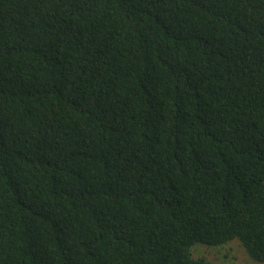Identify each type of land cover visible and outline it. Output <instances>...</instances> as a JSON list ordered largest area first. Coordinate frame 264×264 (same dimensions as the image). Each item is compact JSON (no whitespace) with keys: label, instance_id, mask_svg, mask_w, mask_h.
<instances>
[{"label":"trees","instance_id":"1","mask_svg":"<svg viewBox=\"0 0 264 264\" xmlns=\"http://www.w3.org/2000/svg\"><path fill=\"white\" fill-rule=\"evenodd\" d=\"M264 263V0H0V264Z\"/></svg>","mask_w":264,"mask_h":264},{"label":"rangeland","instance_id":"2","mask_svg":"<svg viewBox=\"0 0 264 264\" xmlns=\"http://www.w3.org/2000/svg\"><path fill=\"white\" fill-rule=\"evenodd\" d=\"M192 253L194 258H204L211 264H264L253 261L237 240L222 246L196 244Z\"/></svg>","mask_w":264,"mask_h":264}]
</instances>
